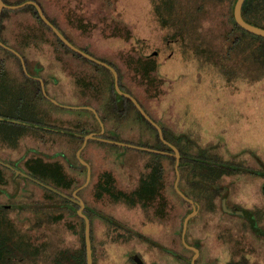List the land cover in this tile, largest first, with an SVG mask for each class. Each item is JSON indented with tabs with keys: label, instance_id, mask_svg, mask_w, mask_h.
<instances>
[{
	"label": "flooded vegetation",
	"instance_id": "af4514ba",
	"mask_svg": "<svg viewBox=\"0 0 264 264\" xmlns=\"http://www.w3.org/2000/svg\"><path fill=\"white\" fill-rule=\"evenodd\" d=\"M34 1L44 11L40 0ZM114 1L106 0L105 8L111 10ZM178 1L168 0L163 6L169 4L167 7L175 9ZM52 3L51 18L44 12L49 21L72 44L111 65L117 73L118 87L142 107L159 106L154 96L162 88V65L171 59L181 62L187 52L201 59L199 26H188L184 19L172 24L156 8L153 12L144 9L140 17L144 20V15H155V21H146L143 31L139 28L141 32L136 27L128 31L127 40V34L114 36L120 49L101 54L90 47L93 40L85 33L87 28L80 30L74 24L76 16L69 14L73 20L65 22ZM4 19L0 17L5 42L0 41L20 56L2 46L9 51L1 57L0 71H4L8 56L34 94L68 108H95L101 102L113 111L115 106L124 110L135 106L129 96L116 90L112 71L97 62L107 72L110 91L106 98L90 99L89 84H83V79L58 56L62 49L67 51V45L43 20H31L36 23L34 29L26 31L21 36L24 39L12 46ZM110 19L114 27L117 22L128 29L121 16L110 12ZM221 46L224 51L222 56L215 53V62L224 70L223 58L229 66L235 64L225 56L224 42ZM239 68L244 73L246 65ZM83 98L88 103L84 104ZM21 99L2 106L27 112L42 105L41 100L21 103ZM46 126L48 131H0V264H264V134H234L233 129H220L221 134L210 136L212 159L200 162L195 160H203L201 157L182 150L181 145L188 144L190 138L185 143L178 140V136L190 132L162 131L163 138L180 154L175 186L174 151L158 132L165 144L162 148L120 139L157 149L153 152L163 155L160 161L147 156L145 162H135L126 169L96 160L98 147L89 142L117 140L113 136L95 134L81 147L88 134ZM170 156L174 157L172 163ZM24 177L33 182L26 185L30 198L11 199L6 192L17 191Z\"/></svg>",
	"mask_w": 264,
	"mask_h": 264
},
{
	"label": "rangeland",
	"instance_id": "374dc122",
	"mask_svg": "<svg viewBox=\"0 0 264 264\" xmlns=\"http://www.w3.org/2000/svg\"><path fill=\"white\" fill-rule=\"evenodd\" d=\"M167 1L115 0L113 4H116L112 5L111 10H108L109 7L105 8L106 0H40L44 7L43 13L46 12L49 18L53 13L52 2L57 5L65 22L68 23L69 18L73 20L69 14L76 16L74 24L80 30L87 28L85 33L93 40L90 47L101 54L105 53V50L120 49L114 36H125L135 27L136 30L140 31L139 28H141L143 31L142 28L146 21L151 23L157 19L155 15L151 16L150 14L144 15L146 17L144 20L140 19L144 9L153 12L156 8L158 13L164 14L168 22L175 25L182 19H185L188 26L195 27L197 24L198 31L204 40V42L202 41L203 52L199 56L201 59L192 58L193 55L187 52L181 62L171 59L161 66L160 73L164 80L161 83L162 88L158 96L156 93L154 96L159 106L145 107L148 114L165 130L190 132L191 134H185L182 137L183 140L189 137V143L181 146H183L182 150L192 156L204 152L206 157H209L212 142L210 136L221 134L220 129H233L234 134H264V73L257 70L251 71L252 68L247 66L244 68L246 71L244 73L241 68L233 70L234 65L230 64L229 66V62L223 57V67L226 69L218 68L217 62H215L218 57L215 53L222 56L224 51L221 46L220 33L225 27L223 13L224 10L229 9L228 3L225 0L222 2L212 0L210 4L206 3L200 13L197 10L202 0H179L178 7L175 9L167 7L169 4L163 6ZM9 12L4 17L7 25V39L9 45L16 46L19 41L24 39L21 36H25L26 31L34 29L33 25L36 23L31 21L34 18L26 10L10 9ZM110 12H113V15L121 16L128 29L120 26L117 22V27H114L115 22L110 19ZM84 13L88 19L84 18ZM193 14L198 17L193 19V22H189V17ZM186 17H188L187 20ZM83 20L86 22L82 23ZM0 34L4 36L2 31ZM128 35L125 40L128 39ZM81 42L83 43V40ZM129 43L131 40L125 43V46H128ZM5 54V51L0 48V60ZM79 55L63 49L58 53L59 58L62 59L61 62L65 63L79 79H83V84H89L87 90H90V99L93 97L94 99L106 98L110 91L106 70L96 66L81 54ZM4 63V71H0V131H24L34 128L38 131H48L49 127L46 124H49L51 127L55 125L57 130L76 131L79 134H90L103 130L102 133L105 136H113L117 140L145 142V137L139 134L134 108L126 107L124 112L119 113L113 111V107L105 105V102H101L91 110L81 107L68 108L46 101L43 97L34 94L24 75H20L13 69L16 68L14 60L8 59L7 56ZM105 80L106 82H104ZM18 97L22 98L21 103L35 99L41 100L42 105L37 110H27V112L13 111L2 106V104H8ZM168 99L170 103H168ZM83 100L84 104L88 103L85 102L87 99ZM160 100H164L162 105L159 104ZM93 109L100 114V117L94 113ZM120 109L119 106L118 110ZM86 116H89L87 120H85ZM13 118L19 119V121L12 120ZM30 122H36L39 125L33 127L31 125L34 124ZM89 142L98 147L96 160L113 167L117 163L118 166L129 169L130 164L145 162L148 159L147 150L105 141L97 142L94 139H89ZM93 145L91 146L93 147ZM149 152L153 153L151 150ZM69 158L74 161V157ZM170 163L172 162L170 161ZM169 172L170 178L173 179L174 172L172 170ZM122 173L125 180L126 173L125 171ZM16 174L15 172L12 177ZM24 180L19 184L20 187L17 191L9 189L6 192L11 199L30 198V192L26 185H32L33 182L27 177H24ZM15 183L17 184V182Z\"/></svg>",
	"mask_w": 264,
	"mask_h": 264
},
{
	"label": "trees",
	"instance_id": "16d2710c",
	"mask_svg": "<svg viewBox=\"0 0 264 264\" xmlns=\"http://www.w3.org/2000/svg\"><path fill=\"white\" fill-rule=\"evenodd\" d=\"M8 3H17L22 0H15V1H8L4 0ZM216 1V0H215ZM220 2L224 0H219ZM228 5L229 9L224 10L223 13V22L225 23L224 30L220 33L222 43L224 42V45L226 46V57L229 60H233L234 66H247L251 71L257 70L258 72L264 73V36L252 33L243 27H241L234 19L233 17V5L235 0H225ZM212 0H202L200 3L199 9L197 12H202L204 6L206 3L210 4ZM21 10L30 11L32 13V17L34 20L42 21L40 18L37 10L35 9L34 5L27 4L22 8H18ZM18 9H14L15 11ZM10 9L3 8L1 11V20L7 16ZM241 13L245 20L254 23L256 25L264 27V0H244L241 7ZM200 15V14H199ZM198 15L193 14L191 17H189V22L193 21V19H196ZM188 17H186V20ZM185 20V19H184ZM188 25V24H187ZM2 23L0 22V32H1ZM0 39L5 42L4 38L0 34ZM202 39V36H201ZM202 41L201 40V44ZM1 49L4 51H9L2 46H0ZM66 49L69 51H72L73 53L79 55L74 50L70 49L66 46ZM203 52V46H201V53ZM80 56V55H79ZM89 60V59H87ZM91 61V60H89ZM92 62V61H91ZM237 62V63H236ZM96 66H99L96 62H93ZM251 66V67H250ZM235 68V67H234ZM122 98L126 99V97L122 96ZM135 109L136 112V118L138 120V130L139 134L141 136L145 137V142L140 143L142 145L151 146L154 148H162L165 146L163 142L160 140V138L157 135V129L154 125H152L142 114L141 112L135 107L131 106ZM145 109V107H143ZM115 112H124V109L121 108L118 110V107H114ZM145 111L148 113V111L145 109ZM151 116V115H150ZM152 117V116H151ZM153 118V117H152ZM154 119V118H153ZM155 120V119H154ZM162 131H166L163 126H161ZM153 133V134H152ZM183 135L178 136V140L180 142L185 143L186 141L183 140ZM126 141V140H125ZM179 146V145H178ZM148 156L152 157L154 161H160V159L163 157L162 154L156 153V152H149ZM195 156L201 157L203 160H195L200 162H206L209 157H206L205 153L195 154ZM188 160H191L188 158ZM193 160V159H192ZM170 161H174V157L170 156ZM194 161V160H193Z\"/></svg>",
	"mask_w": 264,
	"mask_h": 264
},
{
	"label": "water",
	"instance_id": "95a60500",
	"mask_svg": "<svg viewBox=\"0 0 264 264\" xmlns=\"http://www.w3.org/2000/svg\"><path fill=\"white\" fill-rule=\"evenodd\" d=\"M244 0H235L234 2V5H233V17L235 19V21L241 26L243 27L244 29L252 32V33H255V34H258V35H261V36H264V27L262 26H259V25H256L254 23H251L247 20L244 19V17L242 16V13H241V7H242V3H243ZM26 4H33L39 14V16L42 18V20L48 24L51 29L56 33V35L72 50H74L75 52H77L78 54H81L82 56L88 58V59H91L99 64H102L104 66H106L108 69H110L114 75V84H115V88L116 90L121 93V94H124L126 96H129L132 101L134 102L136 108L141 112V114L152 124L155 126V128L157 129V132L159 134V137L166 143H168L170 145V147L173 149L174 153L173 155L175 156V172H176V179H175V186L177 184V179H178V169H177V165L179 163V151L178 149L172 145L171 143L167 142L164 138H163V135H162V128L161 126L144 110V108L138 103V101L133 97L131 96L130 94L126 93V92H123L119 87H118V84H117V73L115 71V69L107 64L106 62L104 61H101L95 57H93L92 55H90L89 53L83 51L82 49L78 48L77 46H75L74 44H72L70 41L67 40V38L64 37V35L49 21V19L45 16V14L43 13V10L42 8L40 7V5L35 2L34 0H25V1H22V2H19V3H6L4 0H0V14H1V11L3 8H8V9H18V8H21L23 6H25ZM0 45L11 50L12 52H14L15 54H17L18 56H20L19 52L17 50H15L14 48L4 44L2 41H0ZM24 66V65H23ZM88 108H90L92 110L93 107L91 106H88ZM94 110V113H96L95 109ZM97 114V113H96ZM103 130H100L98 132H93V133H90L88 135L85 136L84 140H83V143L81 145V147L84 146L85 142L87 141V138H91V137H94L95 134H101ZM106 141L110 142V143H114V144H119V145H124V146H129V147H136V148H139V149H144V150H151V151H158L157 149H153V148H149V147H144V146H140V145H136V144H133V143H129V142H124V141H121V140H115V139H106ZM89 179V174L87 175V179H86V182L88 181ZM177 191H179L177 189ZM180 192V191H179ZM192 215V213L188 214L185 218V222L187 220V218ZM86 235H87V246H88V255L90 257V249H89V240H88V225L86 226Z\"/></svg>",
	"mask_w": 264,
	"mask_h": 264
}]
</instances>
